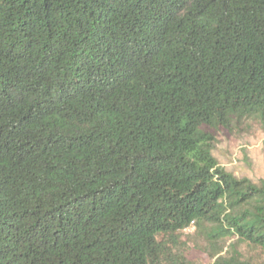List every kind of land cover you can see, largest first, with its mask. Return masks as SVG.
<instances>
[{
    "label": "trees",
    "instance_id": "trees-1",
    "mask_svg": "<svg viewBox=\"0 0 264 264\" xmlns=\"http://www.w3.org/2000/svg\"><path fill=\"white\" fill-rule=\"evenodd\" d=\"M264 129V0H0V264H217L264 248V180L212 129ZM233 247L234 243L230 244Z\"/></svg>",
    "mask_w": 264,
    "mask_h": 264
},
{
    "label": "rangeland",
    "instance_id": "rangeland-1",
    "mask_svg": "<svg viewBox=\"0 0 264 264\" xmlns=\"http://www.w3.org/2000/svg\"><path fill=\"white\" fill-rule=\"evenodd\" d=\"M215 136L214 156L219 165L236 177H247L256 183L264 180V129L257 118H235L229 128L212 129ZM187 227L182 239L187 242L186 256L190 264H217L216 256L209 252L206 239ZM233 244V247H231ZM248 264H264V248L238 238L226 241L221 253Z\"/></svg>",
    "mask_w": 264,
    "mask_h": 264
},
{
    "label": "built area",
    "instance_id": "built-area-1",
    "mask_svg": "<svg viewBox=\"0 0 264 264\" xmlns=\"http://www.w3.org/2000/svg\"><path fill=\"white\" fill-rule=\"evenodd\" d=\"M189 227H195V223L192 222Z\"/></svg>",
    "mask_w": 264,
    "mask_h": 264
}]
</instances>
